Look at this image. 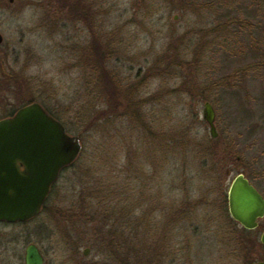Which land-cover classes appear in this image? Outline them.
<instances>
[{"label":"rangeland","instance_id":"374dc122","mask_svg":"<svg viewBox=\"0 0 264 264\" xmlns=\"http://www.w3.org/2000/svg\"><path fill=\"white\" fill-rule=\"evenodd\" d=\"M71 1L0 0V118L37 102L84 150L39 217L43 244L52 248L48 263L264 261V219L251 237H232L227 196L222 201L239 173L264 190V68L253 69L264 61V0H77L85 17L72 15ZM91 46L104 53L117 83L113 110ZM206 102L215 112V139L202 119ZM135 177L145 201L131 224L118 222L123 235L111 242L83 222V206L95 203L88 198L95 185L112 180L123 189ZM152 208L139 227L136 218ZM35 223L0 228L1 263L11 259L13 234L36 241Z\"/></svg>","mask_w":264,"mask_h":264},{"label":"water","instance_id":"95a60500","mask_svg":"<svg viewBox=\"0 0 264 264\" xmlns=\"http://www.w3.org/2000/svg\"><path fill=\"white\" fill-rule=\"evenodd\" d=\"M1 42V36H0ZM202 119L212 139L217 137L215 112L204 103ZM82 145L78 136L69 134L39 103L31 102L16 113L0 120V221L25 222L41 211L61 171L79 158ZM20 161L24 172L14 167ZM20 183L19 191L10 194L9 181ZM229 216L248 231L258 228L264 218V199L243 174H236L227 189ZM264 247V230L259 235ZM87 252V250H85ZM25 264H42V258L33 246L25 253ZM250 264H264L256 261Z\"/></svg>","mask_w":264,"mask_h":264},{"label":"trees","instance_id":"16d2710c","mask_svg":"<svg viewBox=\"0 0 264 264\" xmlns=\"http://www.w3.org/2000/svg\"><path fill=\"white\" fill-rule=\"evenodd\" d=\"M68 5L70 8V11H71L72 7H74L75 13H79L81 16L85 17V13L83 11L76 9V7L79 5H76V6H73L72 4H68ZM93 38H94V35H93ZM94 41L96 42V39ZM94 48H99V47L95 46ZM91 54L94 58L99 57V59H100V57H101V59H100L101 64L98 67L99 71L98 70L97 71L100 74L101 83H102V87L104 88L105 94L108 96L107 100H108L109 106L112 107L111 110H113V107H115L120 101L119 97H118V93H117L118 92L117 83H116L112 73L110 71H108L105 68V64H103L104 53H101L100 50L97 53L94 51V49L92 47L91 48ZM211 144H212V141L209 138L208 139L206 138L205 140H203V145L206 148L205 150H209V154L211 153L213 155L214 150H213V147H211ZM206 145H208V147H206ZM83 151H81V154ZM164 153H163V155H164ZM81 154H80L79 158H81V157L84 158V156H82ZM208 158H210V156ZM205 165H207V162H205L201 166L205 167ZM142 168H143V166L141 164H138L137 173L144 175ZM110 182L111 183H109V186H106V187H102L101 185H97V186L95 185V192L93 191V193L90 194L91 196H88L89 200H95V203L92 204L91 201H87V204L86 205L84 204L83 207H85V210L88 211V214L87 213L86 214L89 217L87 220H84L83 222H87L89 224H94L93 226L96 229L97 233H99V234L105 233L104 234L105 239H108L111 242H115L116 239L117 240L120 239L123 235V234L118 233V231H119V226L117 225L118 222L121 221L119 223H121V224L124 223L126 225L129 223L131 224L132 223V219L130 218L132 216L131 214L133 213L134 210L142 208V204H141L142 200L141 199H143L144 201H145V199L143 198L142 194H137V193L141 192L139 187H138V183L142 182L141 178L137 179L135 177L132 181H130V182L134 183L133 184L134 188H133V186L131 188H129L130 182H127L125 184V186L123 187V189H122L121 185H117L114 189V186H113L114 184H112V180H110ZM119 186H120V189H122V191L121 192L118 191V193H117L115 190H119ZM137 188L139 189L138 191H136ZM52 192H53V188L51 190L49 198L51 197ZM135 194L138 195L137 198H135ZM49 198H48V200H49ZM222 201H224V204H226V195L223 196ZM156 202H157V200L154 199L153 205L151 207L155 208L157 206ZM83 203H85V200H83ZM151 204H152V202H151ZM170 204H171L170 205L171 207L174 206V204H175L174 199L170 201ZM83 207H81V208H83ZM118 207H119L120 211L118 210ZM154 208H152V210L150 212H144L139 218H136L139 227L144 224L145 219H146V215L148 213L154 212ZM85 210H83V211H85ZM117 211H119V212H117ZM81 216L82 217L84 216V212H80L78 215V218L80 219ZM170 221L173 222L174 219H171ZM230 221H231V226L229 227V229H230L232 237L234 236V234L247 235V236L250 235L249 237H251V234L255 231V230L254 231H248V230H245L243 228H238L237 224L232 219ZM174 222H176V221H174ZM150 224H151V222L146 224L147 230L150 229ZM249 239L252 240V243H256V242H254L255 240L253 241V238H249ZM95 243H97V241L94 242V244ZM258 245L262 246L260 243ZM120 246L123 248L122 243H120V245H119V243L116 244L115 247L116 248L119 247V250H120L121 249ZM109 254H110V252H107V256H109ZM117 258L118 257H114L111 260H109L110 264H118V262L116 263ZM123 259H125V258L123 257ZM120 260H121L120 264H126L125 260H122V258H120Z\"/></svg>","mask_w":264,"mask_h":264},{"label":"flooded vegetation","instance_id":"af4514ba","mask_svg":"<svg viewBox=\"0 0 264 264\" xmlns=\"http://www.w3.org/2000/svg\"><path fill=\"white\" fill-rule=\"evenodd\" d=\"M73 6H76V5H79V6H83L84 4L83 3H79L77 0H73L71 1V3ZM78 7V6H77ZM76 7V9H77ZM72 12V15H75L74 11H75V8L72 7L71 9ZM234 26V25H233ZM239 26V25H238ZM240 28V27H239ZM262 46V49L264 50V38H263V43L261 44ZM262 69L264 68V61L262 63H259L256 67H253V69L255 70H258V69ZM41 105V104H40ZM24 106V105H23ZM42 106V105H41ZM22 107V106H21ZM20 107V108H21ZM43 107V106H42ZM44 108V107H43ZM19 109V108H18ZM11 110L6 116L0 118L1 119H6V118H9L11 116H13L16 111L18 110ZM45 109V108H44ZM46 110V109H45ZM47 111V110H46ZM48 112V111H47ZM49 113V112H48ZM50 114V113H49ZM51 115V114H50ZM52 116V115H51ZM54 117V116H52ZM55 118V117H54ZM56 119V118H55ZM57 120V119H56ZM59 121V120H58ZM60 122V121H59ZM61 123V122H60ZM62 124V123H61ZM63 125V124H62ZM250 129V128H249ZM66 130V129H65ZM261 139L263 140L264 142V132L262 133L261 135ZM72 166V165H71ZM71 166H69L68 168H70ZM68 168H65L61 171L60 175H59V178L61 176V174ZM12 170H15L17 172H24V167L23 165L21 164L20 161L17 162V165L14 167V169ZM58 178V179H59ZM247 179V178H246ZM249 181V183L258 191V193L263 197L264 199V190H260L252 181H250L249 179H247ZM9 191H10V188L13 190L12 192L10 191V194L14 193L15 194V191H19L18 195H20V183L15 179V178H11L10 181H9ZM52 190V189H51ZM51 193V191H50ZM50 196V194H49ZM48 196V197H49ZM48 198L46 199L45 203H44V206L42 207L41 211L39 212V214H37L34 218L28 220V221H25V222H14V223H9V222H2L0 221V228H21L23 225H26L32 221H36L35 223V227H34V235H35V240L36 241H26L24 240V237H23V234H20L21 232H18V233H15L13 234V237L12 239L10 240L11 244L13 245L12 247V250H11V259L8 260L6 262V264H25V253H26V250L29 246H33L36 253L39 254L42 258V264H49L48 263V255L50 254V252L52 251V248L49 247V246H46L45 244H43V238H42V234H43V226H42V223L40 222L39 220V217H40V214L42 213L44 207H45V204L47 202ZM264 219V218H262ZM261 219V220H262ZM259 220V221H261ZM258 226H259V223H258ZM1 232H0V239H1ZM72 240V239H71ZM71 242V241H70ZM22 245V250L21 248L19 247V245ZM67 248L69 249V251H71V253H73V247H72V243H67ZM21 250V251H20ZM85 250H87V252H85ZM90 248H86L83 250L82 252V255L84 257H88L89 256V253H90ZM0 255H1V250H0ZM72 257H70V261H71ZM1 260V259H0ZM0 264H5L4 262Z\"/></svg>","mask_w":264,"mask_h":264}]
</instances>
